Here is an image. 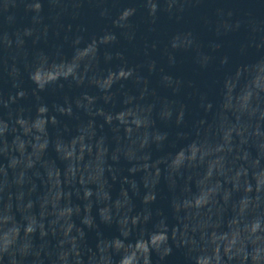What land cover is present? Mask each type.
I'll use <instances>...</instances> for the list:
<instances>
[{"label":"water","instance_id":"water-1","mask_svg":"<svg viewBox=\"0 0 264 264\" xmlns=\"http://www.w3.org/2000/svg\"><path fill=\"white\" fill-rule=\"evenodd\" d=\"M209 264H264V165Z\"/></svg>","mask_w":264,"mask_h":264}]
</instances>
